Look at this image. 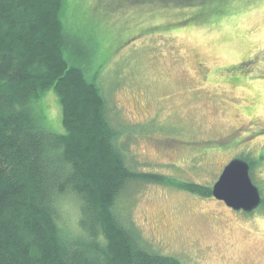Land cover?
<instances>
[{
  "label": "rangeland",
  "instance_id": "obj_1",
  "mask_svg": "<svg viewBox=\"0 0 264 264\" xmlns=\"http://www.w3.org/2000/svg\"><path fill=\"white\" fill-rule=\"evenodd\" d=\"M62 20L71 58L89 54L110 121L128 137L129 167L211 188L232 159L255 162V213L131 184L115 207L123 225L182 264H264V0H67ZM39 110L64 133L53 92ZM78 214L64 200L60 221L74 233Z\"/></svg>",
  "mask_w": 264,
  "mask_h": 264
},
{
  "label": "trees",
  "instance_id": "obj_2",
  "mask_svg": "<svg viewBox=\"0 0 264 264\" xmlns=\"http://www.w3.org/2000/svg\"><path fill=\"white\" fill-rule=\"evenodd\" d=\"M66 1L0 0V264H182L150 250L115 207L131 184L204 198L211 188L127 165L128 140L110 121L97 73H88L89 54L68 52ZM49 92L62 134L39 110ZM69 197L78 204L75 233L60 221Z\"/></svg>",
  "mask_w": 264,
  "mask_h": 264
},
{
  "label": "water",
  "instance_id": "obj_3",
  "mask_svg": "<svg viewBox=\"0 0 264 264\" xmlns=\"http://www.w3.org/2000/svg\"><path fill=\"white\" fill-rule=\"evenodd\" d=\"M249 172L246 161L239 158L229 161L211 187L212 197L234 211L250 213L259 208L262 197Z\"/></svg>",
  "mask_w": 264,
  "mask_h": 264
},
{
  "label": "flooded vegetation",
  "instance_id": "obj_4",
  "mask_svg": "<svg viewBox=\"0 0 264 264\" xmlns=\"http://www.w3.org/2000/svg\"><path fill=\"white\" fill-rule=\"evenodd\" d=\"M229 209H231V208H229ZM232 210V209H231ZM232 211H234V210H232ZM234 212H236V211H234ZM237 212H242V213H245V212H243V211H237ZM251 213H255V210L254 211H252V212H250V213H245V214H251Z\"/></svg>",
  "mask_w": 264,
  "mask_h": 264
}]
</instances>
